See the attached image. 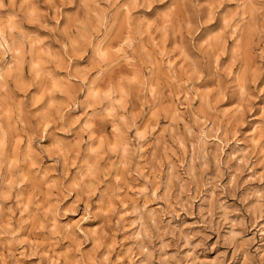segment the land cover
<instances>
[{"label": "rangeland", "instance_id": "rangeland-1", "mask_svg": "<svg viewBox=\"0 0 264 264\" xmlns=\"http://www.w3.org/2000/svg\"><path fill=\"white\" fill-rule=\"evenodd\" d=\"M3 3L0 264H264V0Z\"/></svg>", "mask_w": 264, "mask_h": 264}, {"label": "bare ground", "instance_id": "bare-ground-1", "mask_svg": "<svg viewBox=\"0 0 264 264\" xmlns=\"http://www.w3.org/2000/svg\"><path fill=\"white\" fill-rule=\"evenodd\" d=\"M1 44H2V47H7L8 49L7 50H9V51H11V52H14V51H12V49L11 48H9V46H8V43H7V41H6V39H5V37H4V33H3V31H2V29L0 28V46H1ZM13 49H14V47H13ZM3 51V50H2ZM16 52V51H15ZM13 56L14 55H12L11 56V59H10V61L11 60H13ZM15 57V56H14ZM13 61H15V59L13 60ZM13 63V62H12ZM12 63H10L11 65H12ZM9 64V65H10ZM8 66V65H7ZM7 66L5 67V68H7ZM11 69V68H10ZM7 69H5V71H4V73H2L3 75L5 74V76L7 75L6 73H8V71H6ZM4 77V76H3ZM2 76H0V80H1V78L3 79V82L2 83H0V84H4V78H3ZM1 82V81H0ZM5 85V84H4ZM1 86V85H0Z\"/></svg>", "mask_w": 264, "mask_h": 264}, {"label": "clouds", "instance_id": "clouds-1", "mask_svg": "<svg viewBox=\"0 0 264 264\" xmlns=\"http://www.w3.org/2000/svg\"><path fill=\"white\" fill-rule=\"evenodd\" d=\"M3 7H5V5H4V3H3V0H0V8H3ZM233 66H234V65H233ZM218 71H219V69H218ZM229 74H230V69L224 71V75H225V76H227V75H229Z\"/></svg>", "mask_w": 264, "mask_h": 264}]
</instances>
